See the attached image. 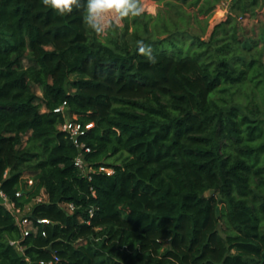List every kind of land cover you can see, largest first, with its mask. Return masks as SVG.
<instances>
[{
  "label": "trees",
  "instance_id": "trees-1",
  "mask_svg": "<svg viewBox=\"0 0 264 264\" xmlns=\"http://www.w3.org/2000/svg\"><path fill=\"white\" fill-rule=\"evenodd\" d=\"M232 2L208 41L130 46L87 29L82 7L0 0V190L20 210L47 197L25 238L0 200V264H264V34L232 16L257 17L264 0ZM65 103L94 125L80 139L91 179L60 130Z\"/></svg>",
  "mask_w": 264,
  "mask_h": 264
},
{
  "label": "rangeland",
  "instance_id": "rangeland-1",
  "mask_svg": "<svg viewBox=\"0 0 264 264\" xmlns=\"http://www.w3.org/2000/svg\"><path fill=\"white\" fill-rule=\"evenodd\" d=\"M194 1L182 3L178 0H170L169 2L140 0L145 8L143 15L124 19L113 18L116 26L110 27L99 37L105 42L107 37L114 35L120 44L132 46L135 42H139V37L165 39L173 36L178 31L185 36L202 38L208 41L215 27L223 22L222 20L226 16V14L221 12L220 7L226 4L228 0L220 1L207 14L200 13L202 7H205L207 0H201L197 5H194ZM232 3L234 4V2ZM232 3L227 7L229 11H231ZM209 6H206V8H210ZM232 16L236 19L239 27L251 32V36L256 40H259L264 34V8L259 10L257 17H253L251 14L247 15L245 23L240 21L243 18L242 15L234 13ZM134 18H137L141 23L139 26L134 24ZM146 30L148 31L147 33ZM261 47L264 49V43H261ZM38 94L42 96L40 91H38ZM248 101L249 99L246 96L238 94L239 104L247 106L249 105ZM254 103L258 105L261 111H264V98L257 96ZM110 162L120 163L118 157L111 159ZM24 180L28 181L32 179L29 175H26ZM44 196L46 197L45 194H42L41 198H44ZM35 204L37 203L34 201L28 204L21 215L17 217V220L20 221V218L30 216Z\"/></svg>",
  "mask_w": 264,
  "mask_h": 264
},
{
  "label": "built area",
  "instance_id": "built-area-1",
  "mask_svg": "<svg viewBox=\"0 0 264 264\" xmlns=\"http://www.w3.org/2000/svg\"><path fill=\"white\" fill-rule=\"evenodd\" d=\"M231 3H232V0H228L226 4H223L222 7H220L221 12L223 14H226V16L224 17V20L222 21H225L230 16L231 12L228 10L227 7L230 6ZM240 21L245 23L247 19L241 18ZM55 113L61 114L64 117L65 121L60 126V130L71 138V140L75 143L76 147L79 150V154L74 161L75 167L78 169V171L84 178L91 179V175L94 173V171L86 159L87 154L91 153V149L85 143L81 142L80 139L83 136H85L88 131L93 129L94 125L88 124L84 126L81 123L76 122L74 117H72L69 113L67 103L57 108L55 110ZM100 171L105 173L108 176H111L114 173L113 169L107 168V167L100 168ZM32 184H33V181L29 180V185H32ZM20 196L21 194L17 195V197H20ZM41 196L37 198L34 202L41 203L47 200V197L44 196V198H41ZM0 200L2 204L16 217L21 215L23 210H20L19 208H17L15 204L11 202L8 199V197L5 195V193L1 190H0ZM65 208L69 213H73L75 211V207L73 205H68ZM39 223L49 224V221L39 220ZM18 224L20 225L22 229V234L24 238L29 236L31 233L36 232L33 221L29 219L28 217L20 218V221H18ZM11 245L14 246L20 253L22 254L24 253V249L20 245L19 242H12ZM56 261H58V259H56ZM50 264H53V263H50Z\"/></svg>",
  "mask_w": 264,
  "mask_h": 264
},
{
  "label": "clouds",
  "instance_id": "clouds-1",
  "mask_svg": "<svg viewBox=\"0 0 264 264\" xmlns=\"http://www.w3.org/2000/svg\"><path fill=\"white\" fill-rule=\"evenodd\" d=\"M42 3L60 16L82 7L83 24L97 35L116 26L113 18L139 17L145 12L140 0H83V4L81 0H42Z\"/></svg>",
  "mask_w": 264,
  "mask_h": 264
},
{
  "label": "water",
  "instance_id": "water-1",
  "mask_svg": "<svg viewBox=\"0 0 264 264\" xmlns=\"http://www.w3.org/2000/svg\"><path fill=\"white\" fill-rule=\"evenodd\" d=\"M213 193H214L213 191L209 192V194H213Z\"/></svg>",
  "mask_w": 264,
  "mask_h": 264
}]
</instances>
